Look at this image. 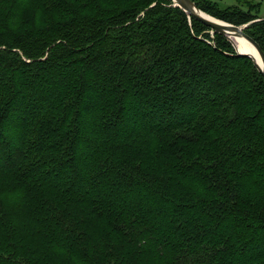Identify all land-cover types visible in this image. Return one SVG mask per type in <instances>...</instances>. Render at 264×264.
Listing matches in <instances>:
<instances>
[{
	"label": "trees",
	"instance_id": "1",
	"mask_svg": "<svg viewBox=\"0 0 264 264\" xmlns=\"http://www.w3.org/2000/svg\"><path fill=\"white\" fill-rule=\"evenodd\" d=\"M158 1L0 0V264H264V77Z\"/></svg>",
	"mask_w": 264,
	"mask_h": 264
},
{
	"label": "rangeland",
	"instance_id": "2",
	"mask_svg": "<svg viewBox=\"0 0 264 264\" xmlns=\"http://www.w3.org/2000/svg\"><path fill=\"white\" fill-rule=\"evenodd\" d=\"M159 2L158 0H156ZM198 5L205 9L204 14L229 24H240L249 30L264 47V0H195ZM208 12V13H207ZM187 25L204 39L214 46L229 52L239 50L235 43L231 41L229 45L223 38L216 36L212 30H208L201 25L187 21ZM255 86L264 96V87L259 80L255 81Z\"/></svg>",
	"mask_w": 264,
	"mask_h": 264
},
{
	"label": "water",
	"instance_id": "3",
	"mask_svg": "<svg viewBox=\"0 0 264 264\" xmlns=\"http://www.w3.org/2000/svg\"><path fill=\"white\" fill-rule=\"evenodd\" d=\"M171 1L173 2V6H177L181 8L185 13L188 14L189 17L195 18L203 25L210 28L213 31V33L215 32L224 35L228 38L229 41H231V38L240 39V40L243 39L244 41H246L251 46L253 52L259 55L261 63L260 64L257 63L255 57L249 52H243L236 49L237 56H244L250 58L254 63L255 67L257 68V70L264 77V53L260 48V46L249 35L245 33V29H244L245 27L221 22L207 15L205 17V14L201 12L191 0H171Z\"/></svg>",
	"mask_w": 264,
	"mask_h": 264
},
{
	"label": "bare ground",
	"instance_id": "4",
	"mask_svg": "<svg viewBox=\"0 0 264 264\" xmlns=\"http://www.w3.org/2000/svg\"><path fill=\"white\" fill-rule=\"evenodd\" d=\"M205 17H206V14H205ZM231 41L237 45V48L240 51L251 53L255 57L256 62L259 64L261 63L260 58L258 56H256L257 54L255 52H253L251 46L246 41H244L243 39L240 40V39H235V38H231Z\"/></svg>",
	"mask_w": 264,
	"mask_h": 264
}]
</instances>
